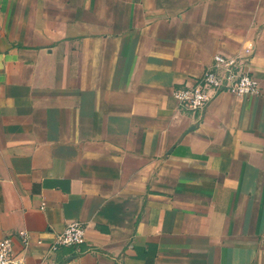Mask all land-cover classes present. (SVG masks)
<instances>
[{"label": "crops", "instance_id": "0c3cea01", "mask_svg": "<svg viewBox=\"0 0 264 264\" xmlns=\"http://www.w3.org/2000/svg\"><path fill=\"white\" fill-rule=\"evenodd\" d=\"M215 55L259 94L179 109ZM4 238L23 264H264V0H0Z\"/></svg>", "mask_w": 264, "mask_h": 264}, {"label": "built area", "instance_id": "2783aa9c", "mask_svg": "<svg viewBox=\"0 0 264 264\" xmlns=\"http://www.w3.org/2000/svg\"><path fill=\"white\" fill-rule=\"evenodd\" d=\"M252 51L251 46L244 50V56ZM227 92L239 98L257 95L260 92L258 82L247 71L244 61L237 57L215 55L212 65L191 85L177 88L172 97L179 109L194 112L203 109L215 92ZM23 244L28 242L25 232L19 233ZM85 242V228L80 222L73 221L64 230L54 236L50 250L77 247ZM41 242L38 241V244ZM22 252L14 250L9 238L0 240V264H23Z\"/></svg>", "mask_w": 264, "mask_h": 264}]
</instances>
